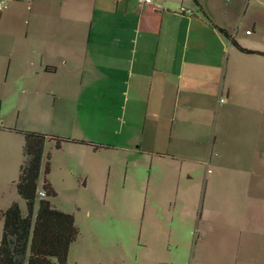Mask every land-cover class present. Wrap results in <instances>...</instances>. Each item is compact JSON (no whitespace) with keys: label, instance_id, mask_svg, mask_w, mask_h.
Instances as JSON below:
<instances>
[{"label":"crops","instance_id":"1","mask_svg":"<svg viewBox=\"0 0 264 264\" xmlns=\"http://www.w3.org/2000/svg\"><path fill=\"white\" fill-rule=\"evenodd\" d=\"M18 1H3L0 10V179L17 180L21 131L100 145L46 144L49 173L63 152V165L73 161L80 178L86 160L98 153L178 162L209 146L218 154L209 156L215 172L205 177L199 207L192 206L198 226L225 235L259 223L264 195L235 187L244 188L256 171L247 147L260 158L264 146V57L239 52L216 27L242 47L264 52L261 21L254 17L253 32L240 36L243 17L228 26L230 12L222 19L215 0ZM252 3L245 0L242 14ZM180 8L192 15L177 14ZM214 112L209 141L195 139ZM233 163L241 177L227 178ZM113 261L127 264L125 255Z\"/></svg>","mask_w":264,"mask_h":264},{"label":"rangeland","instance_id":"2","mask_svg":"<svg viewBox=\"0 0 264 264\" xmlns=\"http://www.w3.org/2000/svg\"><path fill=\"white\" fill-rule=\"evenodd\" d=\"M3 1L9 3V0ZM215 1V11L220 17L229 10L228 26L233 27L235 21L243 17L240 36H246V30L253 32L251 21L254 17L261 21L264 35V0H253L245 14H242L246 9L245 0ZM215 106L212 105L210 110L214 111ZM212 114L210 125L203 128L205 131H194L198 135L195 139H210L206 133L212 129L215 112ZM261 121L264 136V116ZM209 151V146L199 147L183 161L176 157L178 162L157 159L153 163L149 156L143 158L113 151L98 153L86 160L85 178L76 175L73 161L68 162V166L63 165L62 160H66L67 155L63 152L55 154L53 170L46 176L57 194L51 202L57 209L72 214L80 231L68 261L112 264L116 257L125 255L127 264H264V214L253 229L247 227L225 235L205 233V229L197 224L199 212L192 206L199 207L196 201L206 188L205 177L215 172V161L209 162L208 158L218 154ZM254 151L252 145L245 152V157L252 156L247 161L256 164L254 175L244 188H235H240L241 192L245 189L252 195H264V146L259 151L260 158ZM228 160L232 163L233 159ZM219 161L222 164V159ZM225 172L227 178L241 177L234 163ZM43 178L42 169L39 185ZM15 182L16 179H0V211L15 200L22 209L25 208L24 200L17 195ZM253 211L251 216L256 217L258 212ZM1 229L0 220V236ZM199 235H203V239L198 240Z\"/></svg>","mask_w":264,"mask_h":264},{"label":"trees","instance_id":"3","mask_svg":"<svg viewBox=\"0 0 264 264\" xmlns=\"http://www.w3.org/2000/svg\"><path fill=\"white\" fill-rule=\"evenodd\" d=\"M216 28L239 52L264 57V52L244 48L227 30ZM20 133L24 139L23 159L15 188L25 208L13 202L0 211V264H72L68 261V253L80 231L74 216L57 209L51 202L57 194L46 177L50 172L51 156L49 152L45 154V147L50 141H54L56 149L64 142L90 144L95 148L100 145L39 131ZM42 169L44 178L39 185ZM40 189L45 197L38 196Z\"/></svg>","mask_w":264,"mask_h":264},{"label":"built area","instance_id":"4","mask_svg":"<svg viewBox=\"0 0 264 264\" xmlns=\"http://www.w3.org/2000/svg\"><path fill=\"white\" fill-rule=\"evenodd\" d=\"M137 2L139 4H152L154 2V0H137ZM5 8V4L3 1H0V10ZM177 14L179 15H192V11H190L189 9H185V8H180L176 11ZM248 33V32H247ZM38 195L40 197H45V192L42 191L41 189L38 191Z\"/></svg>","mask_w":264,"mask_h":264}]
</instances>
